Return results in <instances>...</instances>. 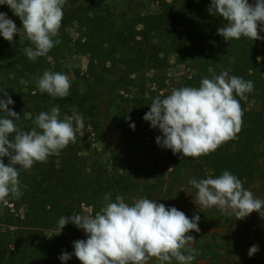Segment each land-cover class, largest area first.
<instances>
[{
  "label": "clouds",
  "instance_id": "clouds-1",
  "mask_svg": "<svg viewBox=\"0 0 264 264\" xmlns=\"http://www.w3.org/2000/svg\"><path fill=\"white\" fill-rule=\"evenodd\" d=\"M5 4L20 19L21 27L17 28L6 13L0 12V36L11 43L22 28L32 45L23 49L29 60L45 56L61 42L54 38L62 25L66 0H0V5ZM208 11L226 21L217 29L225 41L241 37L252 41L264 39L259 35L264 31L261 27L264 0L253 3L210 0ZM35 82L40 92L52 98L67 97L71 88L69 77L62 72L45 70ZM253 90L252 81L229 76L225 70L219 75L213 74L212 78H202L198 87L174 88L170 94L157 96L143 120L162 133L156 137L157 145L174 155L180 153L182 158H199L237 137L242 130L243 109L236 97ZM0 92L5 97L0 99V158L8 160L5 164L0 159V201H3L10 195L19 199L23 195L21 170H30L35 163H44L49 156L59 155L69 143L76 141L78 133L81 137L84 135V122L76 110L61 118L59 106H53L35 117V126L30 131L21 130L15 123L20 114L8 107L13 100L5 90ZM130 128L134 129L135 125L130 124ZM189 183L198 190L195 198L204 208L217 207L234 214L236 220L253 212L264 217V199L254 197L229 171L215 178H193ZM104 201L95 215L71 214L59 218L54 235L61 234L71 223L87 237L73 242V253H61L62 264L73 255L80 264H148L152 259L159 264H173V261L192 264L195 260L198 253L190 244L196 239L189 233L200 231L199 215L190 219L175 207H166L148 198H138L129 204L122 195H117L113 202L111 194H105ZM258 250V245H253L248 255L251 257Z\"/></svg>",
  "mask_w": 264,
  "mask_h": 264
},
{
  "label": "rangeland",
  "instance_id": "rangeland-1",
  "mask_svg": "<svg viewBox=\"0 0 264 264\" xmlns=\"http://www.w3.org/2000/svg\"><path fill=\"white\" fill-rule=\"evenodd\" d=\"M165 1L170 3L172 0ZM95 2L66 0L63 20L67 23L61 26L54 38L61 42L36 61L29 60L25 55L12 67L8 62L3 63L0 78L13 82L24 96L39 91L35 80L45 70L62 72L69 77L71 88L65 98L86 94L91 86L101 90L107 99L109 115L127 131L125 142H117L114 133L104 134L98 123L82 109L74 105L60 108L62 117L72 115L73 110L83 116L84 135L81 137L78 133L75 142H78L77 148L85 164L104 172L109 178L131 184L132 187L123 196L126 203L148 198L166 207H175L190 219L199 215L200 231L189 233L196 239L190 247L198 253L192 264H264V217L253 212L242 220H236L234 214L222 212L217 207H202L195 198L198 190L189 181L204 179L205 175L183 169L175 173L168 170L161 151L155 149L146 137L150 123L144 121L143 116L152 101L161 94H170L183 78L193 74L188 63L180 62L175 53H160L159 63H152L155 54L164 45L156 40L146 42L140 22L158 13L157 0H106L99 9H83ZM9 19L17 28L21 27L17 16L12 14ZM27 41L21 28L11 43L0 36V48L4 53H11ZM28 64H36L38 71L31 82L25 79L28 76L25 66ZM22 100H17L15 111L30 118L26 113V99ZM245 102L249 111L260 108L254 100ZM130 124H134L135 128H130ZM257 150L261 152L257 159L260 173L252 183L243 187L250 190L254 197L264 199V141ZM120 155L132 156L131 164L122 163ZM0 159L8 163L6 157ZM22 172L30 173L31 170ZM116 196L111 195L113 202ZM104 203L102 197L94 207L82 206L81 209L91 215L93 210L98 212ZM67 244L69 254L73 253L72 241ZM253 245H258L259 250L250 257L248 250ZM64 264H80V261L73 255ZM148 264L159 262L152 259ZM173 264L176 262L173 261Z\"/></svg>",
  "mask_w": 264,
  "mask_h": 264
},
{
  "label": "trees",
  "instance_id": "trees-1",
  "mask_svg": "<svg viewBox=\"0 0 264 264\" xmlns=\"http://www.w3.org/2000/svg\"><path fill=\"white\" fill-rule=\"evenodd\" d=\"M105 1L96 0L83 9H99ZM253 2L249 0V3ZM157 3L158 13L140 22L142 35L146 42L156 40L164 45L152 59L154 65L159 63L160 53H175L180 62L188 63L193 74L183 78L178 88L198 87L202 78H212L213 74L219 75L227 70L229 76L236 75L252 81L254 90L243 97H236L243 109L242 130L235 139L223 143L209 155L199 158H182L180 153L174 155L171 150L157 145L156 137L162 136V133L150 125L146 129V137L155 149L161 151L166 168L172 167L174 173L183 169L196 175L202 173L205 178H215L229 171L243 185L252 183L260 173L257 159L261 152L257 147L264 141V39L252 41L241 37L225 41L217 34V29L226 21L209 13L210 0H172L170 3L157 0ZM0 12L6 13L7 18L13 14L6 4L0 5ZM66 23L67 20H63L61 26ZM259 35L264 37V31H260ZM28 46H31L30 41L11 53H4L0 48V66L7 62L11 67L18 64L25 56L23 49ZM25 68L28 71L25 79L31 82L32 77L38 74L37 66L28 64ZM0 89L5 90L13 100L14 103L8 106L12 111H15L17 100L26 99V113L30 118L21 114L15 121L21 130L30 131L35 126L33 120L44 109L50 111L53 106L60 109L74 105L94 119L104 134L114 133L117 142L126 140V129L109 115L106 96L96 87L91 86L88 93L77 97L52 98L40 91H31L33 94L24 96L13 82L0 78ZM4 98L3 92H0V99ZM245 100H254L259 110H247ZM60 116L63 118L61 112ZM77 143H69L59 155L49 156L44 163H35L30 173L22 172L19 179L23 195L19 199L10 195L0 201V264H62L59 256L62 252L69 253L67 243L72 241L73 244L87 237L82 229L71 223L62 229L61 234L54 235L59 218L88 214L82 211V206L94 207L105 194L124 196L132 187L126 181L109 178L104 172L89 168L79 154ZM131 158L130 155H120L124 164H131ZM95 213L93 210L91 215Z\"/></svg>",
  "mask_w": 264,
  "mask_h": 264
}]
</instances>
